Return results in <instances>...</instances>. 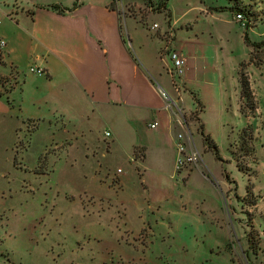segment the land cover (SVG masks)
Masks as SVG:
<instances>
[{"label":"crops","instance_id":"crops-1","mask_svg":"<svg viewBox=\"0 0 264 264\" xmlns=\"http://www.w3.org/2000/svg\"><path fill=\"white\" fill-rule=\"evenodd\" d=\"M219 1L198 0L179 9L167 0L164 10H156L145 0H0V39L5 41L0 74L17 82L0 94V153L10 152L12 166L30 170L41 151L51 146L54 150L43 162L51 173L60 160L70 168L80 165L91 170L79 186L82 193L99 200L94 207L84 202L97 212L107 205L120 211L127 206L144 218L146 207L153 205L152 197L156 201L161 194H169L162 188L164 180L177 185L175 177L180 178L182 188L178 203L184 206V188L191 174L211 178L203 155L213 153L203 136L215 142L212 126L200 114V93L218 98L222 126L229 125V116L241 117L242 124L235 127L238 141L240 131L249 125L248 115L241 110L240 64L247 65L243 71L255 100L257 75L263 65L249 60L251 47L244 42L243 23L227 10V0ZM249 1L258 13L260 2L244 0ZM224 12L229 13L228 27L221 24ZM152 24L157 26L151 29ZM254 27L246 29L251 41H255L250 37ZM168 28L173 32V46L185 58L180 93L173 90L159 57L162 33ZM212 39L223 40L231 52L236 43L242 44L246 55L236 60L232 73L211 62ZM30 65L43 68L45 74L29 72ZM159 87L174 100L172 108L165 107ZM153 122L157 125L150 127ZM25 127V131L32 130L28 140L22 141L19 134ZM182 131L190 133L200 160L195 168L179 173L175 137ZM37 137L42 146L38 157L21 155V162H16L18 151L23 149L28 156ZM232 148L233 141L228 140L225 158L236 164ZM215 160L217 180L225 184L221 161ZM110 162L121 168L114 174L117 186L110 183L111 172H103ZM129 228L134 235L141 229L138 225ZM131 240L125 241L128 247H140L137 239ZM144 263L142 254L129 264Z\"/></svg>","mask_w":264,"mask_h":264},{"label":"rangeland","instance_id":"rangeland-1","mask_svg":"<svg viewBox=\"0 0 264 264\" xmlns=\"http://www.w3.org/2000/svg\"><path fill=\"white\" fill-rule=\"evenodd\" d=\"M197 1L171 0V4L182 9ZM219 2L226 3V0ZM258 2L262 5L258 21L253 17L249 22L255 26L250 37L256 42L262 41L253 50L255 60L264 57V0ZM228 17V12L221 13V24L225 27L229 26ZM209 44L211 62L221 65L227 73H232L236 60L246 55L240 43H236L232 52L223 40L212 39ZM262 60L256 80V100L251 94L241 98L250 129L243 133V138L251 131V140L235 141V127L242 124L241 117L229 116V125L222 126L220 101L200 93L203 103L200 114L207 126H212L219 161L228 178L224 177L225 184L218 182L216 157L205 153L203 160L211 168V172L208 171L211 178L198 172L191 174L184 188V206L178 203L182 188L180 178L175 177L177 185L164 180L162 188L169 194H161L156 201L152 197L153 205L146 207L144 218L139 217L140 213L138 216L134 207L127 206L120 211L107 205L97 212L86 208L84 202L94 207L99 200L82 193L79 186L91 170L81 169L80 165L70 168L60 160L51 173L43 165L46 155L54 150L51 146L41 151L37 164L30 170L19 164L12 166L10 152L0 153V264H129L142 254L144 264H264V58ZM242 69H247V65ZM16 85L17 82L10 79L8 87ZM186 95L190 99L191 94ZM25 130L26 127L19 134L22 141L28 140L32 129ZM37 139L28 156L23 149L18 151L16 162H21V155L38 157L36 153L41 145ZM228 140L233 141L234 158L242 172L231 159L225 158ZM116 165L110 162L103 169L105 173L111 172L110 183ZM170 210L174 212L171 214ZM132 225L141 227L135 235L129 228ZM249 237L257 244L256 253L249 248ZM132 238L137 239L140 247H128L125 241ZM152 241L153 246H150Z\"/></svg>","mask_w":264,"mask_h":264},{"label":"built area","instance_id":"built-area-1","mask_svg":"<svg viewBox=\"0 0 264 264\" xmlns=\"http://www.w3.org/2000/svg\"><path fill=\"white\" fill-rule=\"evenodd\" d=\"M234 18L237 21L242 22V14L241 13H235ZM243 23V22H242ZM157 26V24H152L150 26L151 29H154ZM172 37L173 32L172 29L168 28L162 33V40L163 44L160 47L159 50V57L162 59V61L166 65V70L168 75L170 76V83L173 88V90L176 93H180L182 91V82L181 77L183 76V73L185 71V58L184 56L177 50L173 44H172ZM5 45V41L3 39H0V54L1 49ZM28 71L31 73H35L38 75H44L45 71L41 67L30 65L28 67ZM2 75V74H1ZM6 77V76H5ZM8 81L5 82V85L9 86V79L6 77ZM158 93L161 97V99L164 101L166 108H172L174 105V100L171 98V96L162 88H158ZM178 123L181 125V122L178 121ZM157 125V122H153L150 124V127H154ZM104 134L106 136L109 135L108 131H105ZM191 135L187 132H178L175 137V147L177 151V158L175 161V169L180 172H187L188 170L195 168L200 160V152L192 147L191 145ZM139 157H141V154H139ZM121 172V168L116 169V173ZM111 184L114 186H117L118 182L116 180V176H113L111 179Z\"/></svg>","mask_w":264,"mask_h":264},{"label":"trees","instance_id":"trees-1","mask_svg":"<svg viewBox=\"0 0 264 264\" xmlns=\"http://www.w3.org/2000/svg\"><path fill=\"white\" fill-rule=\"evenodd\" d=\"M145 1H146L147 4L151 5L156 10H164L166 8L165 4H166L167 0H156L155 3H153L152 0H145ZM227 2L229 3V5L226 7L227 10L233 12L234 14L237 13V12L242 14V20H243L242 22H243V25L245 27V31L243 32V39H244L245 44L251 47L249 60L252 61L256 65L261 64L262 61H263L262 59L264 57L261 58V59L255 60V58L253 57V50L257 49L260 46V44L262 43V41H258V42L251 41L248 38V35H247V32H246L247 27L250 25L249 22L252 21L251 18L254 17L255 22L258 21L257 20L258 13L256 12V10H254L252 8V5L250 4V1L249 2H244V0H227ZM51 7L54 8V9H58V10H62L63 9V8L59 7L58 5H52ZM64 9H70V8H64ZM1 64H2V59H1V54H0V65ZM243 66H244V63H241L240 64V69H239L240 94H241L242 97L248 96V94H251V90L249 88V83H248V80H247V76L244 73V71L242 72V70H243L242 67ZM6 81H8L7 78L4 75L0 74V94H1V92H6V91H8L11 88V87H8L7 85H5ZM255 107L256 106H254V109H255ZM241 110L243 111L242 107H241ZM247 129H249V128L245 127V128H243L240 131L239 140L246 141L247 139H250V140L252 139L251 131H249V134L247 133V137L246 138H243V133ZM203 141H204L205 145L210 150H212V152L215 155L216 159L221 160V157L219 156L217 147L215 146V144L212 143V141L209 139V137L204 135L203 136ZM250 148L251 149L253 148L252 145H250ZM232 157L235 160L237 169L242 172L241 166L238 165L237 159L234 158V153H232ZM15 161H16V156H15ZM225 178H228L227 174H225ZM251 232H253L252 229H251ZM255 233H256V231H255ZM251 238L249 237V239H248L249 248L251 249V251L253 253H256L257 250H258V247H257L256 243H253Z\"/></svg>","mask_w":264,"mask_h":264}]
</instances>
